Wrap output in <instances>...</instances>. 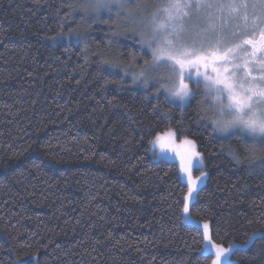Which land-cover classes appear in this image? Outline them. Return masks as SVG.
I'll list each match as a JSON object with an SVG mask.
<instances>
[{"label":"trees","instance_id":"16d2710c","mask_svg":"<svg viewBox=\"0 0 264 264\" xmlns=\"http://www.w3.org/2000/svg\"><path fill=\"white\" fill-rule=\"evenodd\" d=\"M71 2L0 0V264H211L177 203L186 188L176 165L149 153L153 133L168 128L196 142L209 173L192 219L221 226L213 239L225 247L264 231V180L221 153L198 97L183 111L163 95L113 99L98 56L85 64L82 45L53 41L71 28L88 34L90 52L118 59L109 34L63 6ZM252 254L232 259L257 264Z\"/></svg>","mask_w":264,"mask_h":264},{"label":"snow or ice","instance_id":"6c2138e0","mask_svg":"<svg viewBox=\"0 0 264 264\" xmlns=\"http://www.w3.org/2000/svg\"><path fill=\"white\" fill-rule=\"evenodd\" d=\"M63 6L79 13L89 28L112 22L132 32L131 46L117 44L118 59L90 52L87 33L69 28L52 37L53 41L67 38L69 44L74 39L82 45L85 64L91 62L90 55L99 57L97 76L105 85H116L113 99L128 92L159 102L163 94L167 104L183 111L200 97L197 115L210 139L220 146L221 153L227 152L236 171L264 180V0H72ZM109 30L114 36L121 35L111 25ZM136 45L138 49L133 50ZM125 59L128 63H121ZM129 76L130 84L125 80ZM153 111H158V103ZM153 136L149 143L159 162L172 159L169 152L179 157L177 181L186 192L177 203L183 205L184 222L195 224L204 241L199 249L202 258L210 254L211 264H239L232 257L243 258L252 251L251 259L264 264V231L245 233L243 243L231 241L225 247L213 239L220 236L221 226L192 220V209L199 204L209 178L196 142L184 137L177 145L179 133L172 128ZM193 169L200 173L195 178ZM260 219L264 220V214ZM229 235L224 232L226 238ZM15 264L39 262L32 257Z\"/></svg>","mask_w":264,"mask_h":264},{"label":"rangeland","instance_id":"374dc122","mask_svg":"<svg viewBox=\"0 0 264 264\" xmlns=\"http://www.w3.org/2000/svg\"><path fill=\"white\" fill-rule=\"evenodd\" d=\"M93 25H96L100 28H103L104 31L107 32V34H109V36L111 37V40L114 41L116 44H121L120 41H128V39H131V36L133 35L131 31H128L127 29H124L122 26L121 27H117L115 24H112V22H109V24H104V23H100V24H93ZM110 25L111 27L113 28V30L115 31H119L121 33V35H113V32L109 30L110 28ZM60 41V40H59ZM62 41H68L67 38L63 39ZM71 42H75V40L73 39ZM131 80V79H130ZM163 95V94H161ZM200 99V97H198V100ZM154 139V138H153ZM152 139V140H153ZM180 139L182 138H179L176 140V144L178 145L180 143ZM153 146L151 144H149V153L152 155L153 159L154 160H158V158L156 156L153 155ZM155 151H159V146H157L155 148ZM169 156L170 157H173L172 159H169L167 160L166 162H171V163H174L178 169V172H179V165H180V160H179V157H176L175 156V153L174 152H169ZM200 173L199 171L193 169V178H195L196 176H198ZM184 217V216H183ZM193 221H196V222H200V221H197V220H194L192 219ZM200 223H203V222H200ZM193 226L196 227L195 224H193ZM236 243V242H235ZM227 247V246H226ZM210 255V254H209ZM213 259V257H212Z\"/></svg>","mask_w":264,"mask_h":264}]
</instances>
